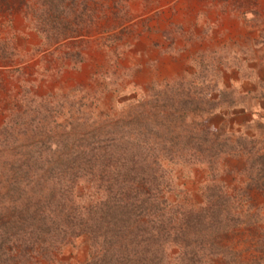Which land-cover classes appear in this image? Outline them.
Here are the masks:
<instances>
[{
  "label": "rangeland",
  "instance_id": "1",
  "mask_svg": "<svg viewBox=\"0 0 264 264\" xmlns=\"http://www.w3.org/2000/svg\"><path fill=\"white\" fill-rule=\"evenodd\" d=\"M60 147L95 167H19ZM139 152L159 264H264V0H0V264H89V234L29 220L101 209Z\"/></svg>",
  "mask_w": 264,
  "mask_h": 264
},
{
  "label": "trees",
  "instance_id": "2",
  "mask_svg": "<svg viewBox=\"0 0 264 264\" xmlns=\"http://www.w3.org/2000/svg\"><path fill=\"white\" fill-rule=\"evenodd\" d=\"M91 149L95 148L91 147ZM108 149L107 153L111 161L116 156L125 157V153H127L125 148L110 147ZM165 149L177 154H184L187 151L185 147H178L177 150ZM78 152L80 155L85 153L82 149H78ZM52 153L59 154L64 159L34 162L31 165L21 164L19 167L35 169L34 171H36L37 165L41 164V169L44 170L41 172L46 178L49 175L59 174V172L70 171L71 173L74 171L77 173L95 167L94 163L83 162V160L77 162L74 158H70L74 154L66 147H60ZM136 155L137 159L127 161L125 158L123 160V162L125 161L124 164H118L121 162L120 158L117 162L110 161L113 165L109 161L106 163V166L111 169H114V166H119L121 171L125 170L126 167L128 168L125 181L130 191L110 192L106 196L105 202L101 204L100 211H94L95 207L86 208L79 217L73 215L72 218L76 222H70L68 225L58 224V215L55 212L47 214L46 208L42 206L29 220L31 224H28V226L31 232L29 231L28 236H35L41 225H49L47 228L57 232L59 243L55 244L65 242V238L69 236L74 237L87 233L92 239L91 261L89 264H159L162 259L161 253L166 247L164 243L162 244V235H164L166 229L161 230V228H158L157 211L153 207H156V204L160 202V198L153 191H144L147 186H150V190L153 189L151 178L146 177L148 172L144 173L146 172L144 168L147 170V167L152 166V162L143 160L141 152L136 153ZM127 156L130 155L127 153ZM65 157L68 158L65 159ZM33 174L36 177L38 173ZM26 221L25 219V224L28 223Z\"/></svg>",
  "mask_w": 264,
  "mask_h": 264
},
{
  "label": "crops",
  "instance_id": "3",
  "mask_svg": "<svg viewBox=\"0 0 264 264\" xmlns=\"http://www.w3.org/2000/svg\"><path fill=\"white\" fill-rule=\"evenodd\" d=\"M260 109H253L252 111H250V115L253 117V119H255L259 114L257 113ZM244 112H248L247 110H245ZM247 116V115H245Z\"/></svg>",
  "mask_w": 264,
  "mask_h": 264
}]
</instances>
